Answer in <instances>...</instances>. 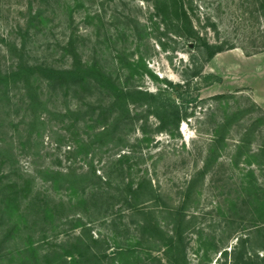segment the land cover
I'll return each mask as SVG.
<instances>
[{"label": "rangeland", "instance_id": "1", "mask_svg": "<svg viewBox=\"0 0 264 264\" xmlns=\"http://www.w3.org/2000/svg\"><path fill=\"white\" fill-rule=\"evenodd\" d=\"M27 2L0 0V70L11 66L16 54L12 47L21 43L28 45L31 60L44 58L62 64L60 47L68 27L67 12H56L51 33L33 37L24 30ZM83 3L85 7L73 15L71 24L80 37L81 58H103L108 70L121 74L122 79L130 73L127 63L140 65L130 86L160 92L185 116L178 126L179 136L171 139L155 131L158 121L145 106L130 105L132 115H139L128 134L129 143L142 137L143 124L153 140L143 146L138 169L147 170L161 196L158 206H149L165 233L155 241L135 245L141 264H172L168 242L172 237L177 241L179 235L185 245V264H235L241 240L246 241V248L240 254L259 260L264 256V230L257 229L264 228V154L256 157L261 166H249L246 152L256 151L264 141V0H183L194 32L189 38L177 36L175 22L166 23L155 14L152 0ZM85 11L93 17L87 23ZM196 35L222 52L207 61V51ZM9 97L7 101L0 94V154L7 159L0 165L2 184L23 186L31 179L37 201H21L17 205L20 215H15L7 212L8 202L0 200V264H70L78 252L95 256V264H114L115 240L137 239L135 226L129 225L132 234H111L108 224L98 221L86 225V220L85 228L72 230L67 222L45 218V203L66 200L65 191L58 184L57 189L52 186V171H66L70 162L65 154L75 144L67 139L59 144L64 133L58 117L48 116L41 108H28V103H21L18 89L11 90ZM100 98L94 94L84 100ZM69 103L74 108L77 102ZM64 108L50 104L48 109L56 114ZM218 122L225 125L220 131L225 133L226 146L208 157ZM260 122L261 132L248 133L250 125ZM234 155L239 160L236 167L231 165ZM205 160V174H200ZM74 168L77 173L86 171L81 162ZM249 169L257 177L258 193L241 184L240 178ZM35 201L39 208L34 207ZM56 225L60 227L53 230ZM178 226L182 234L174 233ZM148 255L150 263L144 260Z\"/></svg>", "mask_w": 264, "mask_h": 264}, {"label": "trees", "instance_id": "2", "mask_svg": "<svg viewBox=\"0 0 264 264\" xmlns=\"http://www.w3.org/2000/svg\"><path fill=\"white\" fill-rule=\"evenodd\" d=\"M83 1L28 0V17L24 30L27 35L33 37L42 32L51 33L56 12L59 10L67 12L68 27L60 47L62 64L56 65L44 58L31 60L28 45L26 43L16 45L12 47L16 54L11 66L7 70H0V94L5 95L7 101H10L9 92L18 89L22 95L21 103H28L26 105L28 108H41L48 116L58 117L57 121L61 124L60 129L64 133L58 138L59 144L64 139L75 144V148L72 150L69 148L65 154V160L70 162L66 171H52V186L57 189L58 184L59 188L65 191L66 200L60 199L53 205L45 203L42 211L45 213V218L49 217L52 222H67L69 229L72 230L85 228L86 220V225L98 221L103 225L108 224L111 234H132L129 225H134L133 230L138 232V238L129 237L125 242L115 240L116 251L113 252V263L141 264L140 252L135 250V245H140L144 241H155L157 236L160 237L165 233L156 219V211L149 206L151 203L158 206L156 204L159 203L161 196L148 177L147 170L138 169L137 159H142L143 146L153 140L145 131L143 124L142 137L136 138L134 143H129L128 134L139 115L137 113L132 115L130 105L145 106V111L158 121L155 131L164 132L171 139L179 136L178 126L185 116L172 100L165 98L160 92L147 93L134 85L130 86V80L134 77V73H137L140 65L127 63L130 73L122 79L121 74L108 70L103 58L98 59L94 56H89L86 60L81 58L80 37L71 24L73 15L85 7ZM152 3L155 14L160 16L162 21L175 22L178 28L177 36L188 38L193 36L192 24L183 0H152ZM92 18L88 11L84 12L85 23ZM195 37L198 44L207 51L205 55L207 61L222 52L220 48L204 42L198 35ZM56 44L58 45L59 42ZM99 45L102 47L101 44ZM118 63L121 66L122 62ZM197 73V71L192 72L194 76ZM166 83L174 90V85L170 82ZM94 94H99L101 98L96 102L84 100L85 97L89 98ZM219 98L222 97H216ZM72 100L77 102L74 108L69 107V102ZM50 104L65 108L52 114L48 109ZM260 125L261 122L250 125L248 133L253 134L257 129L261 132ZM224 126L222 122L215 124L214 138L207 151L208 157L226 146L225 133L220 131ZM243 143L246 146L251 145L250 142ZM239 148L238 146L236 150ZM2 150L0 148V151ZM246 153L248 155L246 163L249 166L252 164L261 166V162H258L256 157L264 154V141L257 144L256 151L248 149ZM5 156L6 154H0L1 166L7 163ZM232 161L231 165L236 167L239 160L235 155ZM78 162L85 165V172L77 173L74 167ZM206 165H208L207 160L200 174H205ZM240 179L241 184H246L243 189L255 193L260 190L253 170H247ZM32 181L31 179L24 181L23 186L17 182L2 184V176H0V200L8 202L6 210L9 214L13 212L15 215H20L17 205L21 201L36 200V197L32 196L30 185ZM36 201L33 203L34 207L39 208ZM36 213L39 214V211ZM262 223L264 227V222ZM59 225L53 230L60 227ZM257 229L264 230L260 226H257ZM174 233L182 234L181 226L175 228ZM176 240L174 241L172 237L168 242L170 255L173 257L172 264H185V245L180 235ZM245 244L246 241L241 240L239 250L235 251V264H239V259L242 264H264V256L257 261H251L249 257L244 258L243 254H240L239 251L246 248ZM172 248L176 251L172 252ZM94 259L95 256L92 259L86 253L78 252L75 258H71L70 264H95L96 259L95 261ZM144 260L148 261L149 255ZM150 262L152 261H148Z\"/></svg>", "mask_w": 264, "mask_h": 264}]
</instances>
